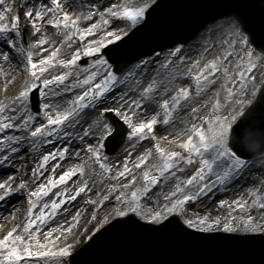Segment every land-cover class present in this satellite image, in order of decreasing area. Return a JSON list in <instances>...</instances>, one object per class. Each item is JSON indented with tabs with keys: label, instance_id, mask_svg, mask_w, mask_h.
Wrapping results in <instances>:
<instances>
[{
	"label": "snow or ice",
	"instance_id": "6c2138e0",
	"mask_svg": "<svg viewBox=\"0 0 264 264\" xmlns=\"http://www.w3.org/2000/svg\"><path fill=\"white\" fill-rule=\"evenodd\" d=\"M0 219V264L116 226L264 264V0H0Z\"/></svg>",
	"mask_w": 264,
	"mask_h": 264
},
{
	"label": "water",
	"instance_id": "95a60500",
	"mask_svg": "<svg viewBox=\"0 0 264 264\" xmlns=\"http://www.w3.org/2000/svg\"><path fill=\"white\" fill-rule=\"evenodd\" d=\"M172 1L176 4L201 2L164 0L165 3ZM261 23L259 19L255 21L257 29ZM260 259L258 251L248 253L222 241L176 243L131 226H116L81 257L82 264H258Z\"/></svg>",
	"mask_w": 264,
	"mask_h": 264
},
{
	"label": "bare ground",
	"instance_id": "6f19581e",
	"mask_svg": "<svg viewBox=\"0 0 264 264\" xmlns=\"http://www.w3.org/2000/svg\"><path fill=\"white\" fill-rule=\"evenodd\" d=\"M75 204V207H79L80 206V198L77 199L76 202H73ZM19 206V205H18ZM67 207H69L70 209V213L74 215V208H73V204H68ZM26 210L25 209H22V212ZM7 215V214H6ZM101 215H103V213H101ZM61 218H66L65 215L63 213H61ZM18 220L20 219V217L17 218ZM60 221L58 220L57 223H59ZM0 226H3V228H8V227H11V223H7L5 220L3 219H0ZM0 230H3V229H0Z\"/></svg>",
	"mask_w": 264,
	"mask_h": 264
}]
</instances>
